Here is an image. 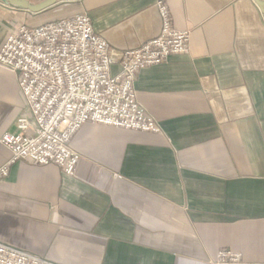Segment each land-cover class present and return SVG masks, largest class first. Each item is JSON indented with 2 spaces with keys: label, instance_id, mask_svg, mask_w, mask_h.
Returning <instances> with one entry per match:
<instances>
[{
  "label": "crops",
  "instance_id": "crops-1",
  "mask_svg": "<svg viewBox=\"0 0 264 264\" xmlns=\"http://www.w3.org/2000/svg\"><path fill=\"white\" fill-rule=\"evenodd\" d=\"M159 1L77 0L66 17L88 13L112 50H132L160 32ZM161 1L190 37L188 54L134 82L161 132L86 124L70 142L72 176L10 165L0 242L58 264H211L226 248L264 264V15L252 0ZM61 2L39 14L0 3V46L19 24L54 20ZM23 109L0 69V138ZM9 159L0 146V168Z\"/></svg>",
  "mask_w": 264,
  "mask_h": 264
},
{
  "label": "built area",
  "instance_id": "built-area-1",
  "mask_svg": "<svg viewBox=\"0 0 264 264\" xmlns=\"http://www.w3.org/2000/svg\"><path fill=\"white\" fill-rule=\"evenodd\" d=\"M160 32L132 50L115 52L94 32L88 13H76L35 26L17 25L0 46V69L17 82L24 109L14 132L0 138L10 159L0 168V181L10 165L26 161L54 166L74 175L79 155L71 139L86 124L158 134L160 126L135 94L138 74L176 54H188L187 31L173 27L169 9L156 3ZM118 61L119 72L110 67ZM0 264H58L0 242ZM211 264H262L220 249Z\"/></svg>",
  "mask_w": 264,
  "mask_h": 264
},
{
  "label": "water",
  "instance_id": "water-1",
  "mask_svg": "<svg viewBox=\"0 0 264 264\" xmlns=\"http://www.w3.org/2000/svg\"><path fill=\"white\" fill-rule=\"evenodd\" d=\"M60 0H43L40 2H32L30 0H0L4 6L17 9L32 14L42 13L44 10L54 7ZM255 6L264 15V0H252Z\"/></svg>",
  "mask_w": 264,
  "mask_h": 264
},
{
  "label": "rangeland",
  "instance_id": "rangeland-1",
  "mask_svg": "<svg viewBox=\"0 0 264 264\" xmlns=\"http://www.w3.org/2000/svg\"><path fill=\"white\" fill-rule=\"evenodd\" d=\"M33 2H40L43 0H32ZM77 5V0H62V2L58 5L63 11L59 12L58 15H53L54 20L60 17H66L72 14V11L75 9ZM58 8V7H57Z\"/></svg>",
  "mask_w": 264,
  "mask_h": 264
}]
</instances>
